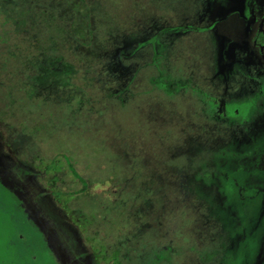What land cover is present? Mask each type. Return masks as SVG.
<instances>
[{
  "label": "rangeland",
  "instance_id": "obj_1",
  "mask_svg": "<svg viewBox=\"0 0 264 264\" xmlns=\"http://www.w3.org/2000/svg\"><path fill=\"white\" fill-rule=\"evenodd\" d=\"M263 6L0 0V264H252Z\"/></svg>",
  "mask_w": 264,
  "mask_h": 264
},
{
  "label": "trees",
  "instance_id": "obj_2",
  "mask_svg": "<svg viewBox=\"0 0 264 264\" xmlns=\"http://www.w3.org/2000/svg\"><path fill=\"white\" fill-rule=\"evenodd\" d=\"M252 8H253V10H255L254 5H253ZM263 14H264V6H263V10H262V12H261L259 18H261V17L263 16ZM256 33L258 34V41H259L258 43H261V44H262V43L264 42V37H263V35H262L261 33H259V32L257 31V29H256ZM41 168L43 169V171H44L46 174L52 172V170H53V169H51L50 167L44 169V168L41 166ZM68 201H69V197H65V201L62 202L63 205H64V208H66V204L68 203ZM59 202H60V201H59ZM261 218L264 219V212L262 213ZM261 241H262V243H261L260 245L262 246V248L260 249V252H259L258 255H257V259H259V258H264V232L262 233ZM93 255H94V258H95V262H96V264H102V262H105L106 264L108 263V261L104 258V256H103L99 251H94ZM112 258L115 260V262H114L113 264H120V262L117 260V258H118V251L113 252V256H112ZM257 259H254V261L252 262V264H254V262H255Z\"/></svg>",
  "mask_w": 264,
  "mask_h": 264
},
{
  "label": "flooded vegetation",
  "instance_id": "obj_3",
  "mask_svg": "<svg viewBox=\"0 0 264 264\" xmlns=\"http://www.w3.org/2000/svg\"><path fill=\"white\" fill-rule=\"evenodd\" d=\"M255 7V10H253V8L251 9V12L252 13H255V11L257 10V7L256 6H254ZM262 10H263V7H262ZM262 10H261V12H262ZM263 24L264 23V14H263V16L261 17V18H256L255 19V21L253 22V23H248L249 24V30H254L252 27H255L256 29H257V31L259 32V30H260V24ZM261 24V26H262V28H263V25ZM258 34L256 33V36H257ZM259 41H258V39H256V41H255V43H254V46L256 47V48H258L259 50H264V42L261 44V43H258ZM236 110V107L234 106V107H232V106H229L225 101H224V103L222 104V105H216V112L217 113H221V114H224L225 115V113L227 112V111H230L231 113L233 112V111H235ZM236 114L237 113H232V114H230V119L231 118H233V117H235L236 116ZM95 259V258H94ZM96 263V262H95Z\"/></svg>",
  "mask_w": 264,
  "mask_h": 264
}]
</instances>
